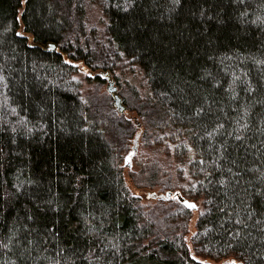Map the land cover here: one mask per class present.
<instances>
[{"label": "trees", "instance_id": "1", "mask_svg": "<svg viewBox=\"0 0 264 264\" xmlns=\"http://www.w3.org/2000/svg\"><path fill=\"white\" fill-rule=\"evenodd\" d=\"M93 1L101 46L88 0H0V264H264V0ZM118 53L148 83L118 80L137 120L107 110L100 74L85 101L71 61L113 75ZM141 125L146 144L182 133L174 154L195 182L137 150L133 182L202 197L189 240L223 262L191 254L184 194L131 192L122 153Z\"/></svg>", "mask_w": 264, "mask_h": 264}, {"label": "rangeland", "instance_id": "2", "mask_svg": "<svg viewBox=\"0 0 264 264\" xmlns=\"http://www.w3.org/2000/svg\"><path fill=\"white\" fill-rule=\"evenodd\" d=\"M23 4L25 0H22ZM23 4L19 9V20H21V12L23 9ZM86 13H85V28L87 31V36H92L99 45L108 44V38L109 34L106 30V25L108 22V17L103 12L102 8L99 6V4L96 1L88 0L86 4ZM114 57V56H113ZM71 61L77 65L78 73L76 74L77 77H80L82 79V85H81V91H82V97L85 98V101H88L87 99V92L90 88H93L96 80L90 79V76L95 75H102L103 79V86L102 89L107 90V77L103 76V73L106 71H101L100 68H92L89 66L85 61L82 59H71ZM113 72L114 81L118 86V80H122L123 78H131L134 81L132 83L137 84L139 86V91L141 94H146L149 92L148 83L144 78L143 71L141 70L140 66L128 58H124L120 53L117 54L116 57H114V67L111 68ZM105 75V74H104ZM119 77V79H118ZM119 91V89H118ZM109 92V91H108ZM111 93V92H110ZM112 95V94H111ZM113 97V96H112ZM114 100V99H113ZM107 110L109 112H114L119 114V109L116 107V105L108 106ZM121 112V111H120ZM125 115L132 117L133 120H137L138 116H136V112L131 109H127V106L125 108V112H122ZM135 118V119H134ZM143 125L140 126V128H137L134 132V135L131 136L130 142L128 147L123 151L122 156V165H123V171L125 180L131 190L132 193L137 194L141 197V200L145 204H154L158 198L157 195L161 193H166L167 190L172 189V195L171 198L176 199L178 193H182L185 195L187 201H191L190 205L194 204V207H189L191 210V217L188 221V228L187 232L185 234V237L187 239L188 246L190 248L191 254L196 258L200 259L202 261H209L212 263H221L223 262L222 259H213L209 256H204L197 254L194 250L193 244L190 242V236L192 233L196 231V220L198 218V215L200 211L202 210V197H190L189 195H186L182 187H174V188H162L160 184H157L152 187H141L135 185V183L132 180V177L130 175L131 170H135L138 168V165L136 164V160L134 158V150H137L138 154L140 152H144L145 154H148L152 156L153 158L159 160L162 162L165 166L169 167L173 174V180L174 182L183 185L188 186L191 183L195 182L194 179L191 177L189 170H188V164L187 159L185 161H180L175 157L174 150L178 143L181 140L182 133L173 131H158V134L162 136V141L157 142L153 141V139L150 140V144H146L143 142V138L141 137V134L144 132ZM139 133V134H138ZM188 144V142H187ZM133 153V154H132ZM194 150L190 148V158L193 156ZM131 155V156H130ZM181 171V174L183 177L179 178V171ZM189 204V203H188Z\"/></svg>", "mask_w": 264, "mask_h": 264}, {"label": "water", "instance_id": "3", "mask_svg": "<svg viewBox=\"0 0 264 264\" xmlns=\"http://www.w3.org/2000/svg\"><path fill=\"white\" fill-rule=\"evenodd\" d=\"M32 37V36H31ZM40 46L44 47L45 49H56L57 44L53 41H48L47 44H44L42 42H38ZM105 74V75H104ZM103 76L107 77V89L109 92H111L114 104L120 111H124L126 108V104L123 101L122 95L118 91V86L114 81V77L110 71H106L103 73ZM187 201V200H186ZM187 203H191V201H187ZM194 205V204H193ZM240 264H243L242 262H239Z\"/></svg>", "mask_w": 264, "mask_h": 264}, {"label": "snow or ice", "instance_id": "4", "mask_svg": "<svg viewBox=\"0 0 264 264\" xmlns=\"http://www.w3.org/2000/svg\"><path fill=\"white\" fill-rule=\"evenodd\" d=\"M18 35H19V33H18ZM186 206H188V207H194V205H190V204H188V205H186Z\"/></svg>", "mask_w": 264, "mask_h": 264}]
</instances>
